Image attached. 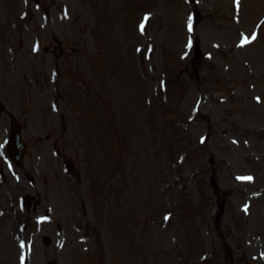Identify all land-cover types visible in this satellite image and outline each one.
<instances>
[{
    "label": "rangeland",
    "instance_id": "obj_1",
    "mask_svg": "<svg viewBox=\"0 0 264 264\" xmlns=\"http://www.w3.org/2000/svg\"><path fill=\"white\" fill-rule=\"evenodd\" d=\"M20 2L0 1V144L6 106L36 179L0 186V264H264V23L237 44L264 2L234 24L230 0H197L189 31L185 0H56L37 34L2 27ZM56 150L81 156L51 183Z\"/></svg>",
    "mask_w": 264,
    "mask_h": 264
},
{
    "label": "snow or ice",
    "instance_id": "obj_2",
    "mask_svg": "<svg viewBox=\"0 0 264 264\" xmlns=\"http://www.w3.org/2000/svg\"><path fill=\"white\" fill-rule=\"evenodd\" d=\"M148 19V17L146 16L145 17V20H147ZM189 31H191L192 30V24H191V17H189ZM143 27H144V25L143 24H141V30H143ZM251 39H255V34H253L252 35V38ZM251 41L249 40V38L248 37H244L243 39H242V41H241V44L243 45V44H247V43H250ZM189 44H191V41L189 42ZM0 147H3V145H0ZM241 179H248V180H250V179H252L251 177H243V178H241ZM247 207V206H246ZM165 219H167V217H165Z\"/></svg>",
    "mask_w": 264,
    "mask_h": 264
}]
</instances>
